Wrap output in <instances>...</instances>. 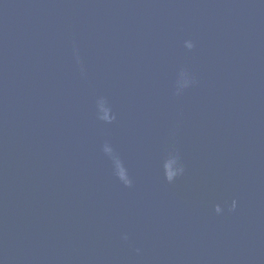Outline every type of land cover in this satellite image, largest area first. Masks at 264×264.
Listing matches in <instances>:
<instances>
[{"label":"water","instance_id":"obj_1","mask_svg":"<svg viewBox=\"0 0 264 264\" xmlns=\"http://www.w3.org/2000/svg\"><path fill=\"white\" fill-rule=\"evenodd\" d=\"M0 264H264V0H0Z\"/></svg>","mask_w":264,"mask_h":264}]
</instances>
